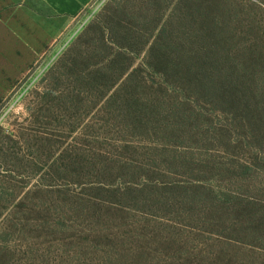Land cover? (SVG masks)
I'll return each instance as SVG.
<instances>
[{"label": "rangeland", "instance_id": "obj_1", "mask_svg": "<svg viewBox=\"0 0 264 264\" xmlns=\"http://www.w3.org/2000/svg\"><path fill=\"white\" fill-rule=\"evenodd\" d=\"M139 4L0 2V264H264V0L172 7L164 77L110 42Z\"/></svg>", "mask_w": 264, "mask_h": 264}, {"label": "trees", "instance_id": "obj_2", "mask_svg": "<svg viewBox=\"0 0 264 264\" xmlns=\"http://www.w3.org/2000/svg\"><path fill=\"white\" fill-rule=\"evenodd\" d=\"M183 4L187 6L188 14L195 12L201 20L206 22L205 28L200 31L201 34L206 33L209 37H217L219 29L213 16L214 11L221 8L224 13L223 18L230 20L233 5H237V0H140L136 9L127 11L133 23H128L127 27L122 26L120 32H116L115 42L110 40L116 47L114 49L121 57H125L126 53H134L136 56L145 54L148 68L156 71L160 77L167 76L171 70L179 69L181 64L171 61V52L177 50V46L164 41L161 33L164 34L167 30V14L171 8L176 9ZM202 7L206 11L205 16H203ZM130 68L131 66H127L122 69L119 80L122 78L126 81L130 80L132 73L137 71L130 73ZM167 85L170 84L167 82ZM218 260L219 264H240L239 261L221 257Z\"/></svg>", "mask_w": 264, "mask_h": 264}, {"label": "crops", "instance_id": "obj_3", "mask_svg": "<svg viewBox=\"0 0 264 264\" xmlns=\"http://www.w3.org/2000/svg\"><path fill=\"white\" fill-rule=\"evenodd\" d=\"M23 11H48L57 17H75L94 0H5ZM2 2V0H0ZM38 8H33V6Z\"/></svg>", "mask_w": 264, "mask_h": 264}]
</instances>
